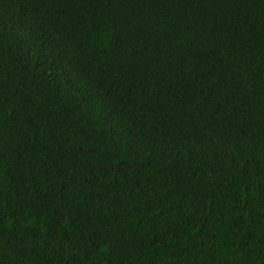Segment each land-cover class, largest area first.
<instances>
[{
	"label": "trees",
	"instance_id": "1",
	"mask_svg": "<svg viewBox=\"0 0 264 264\" xmlns=\"http://www.w3.org/2000/svg\"><path fill=\"white\" fill-rule=\"evenodd\" d=\"M0 264H264V0H0Z\"/></svg>",
	"mask_w": 264,
	"mask_h": 264
}]
</instances>
